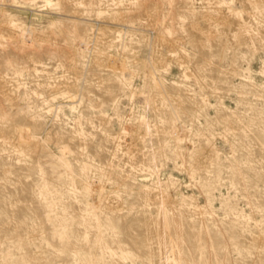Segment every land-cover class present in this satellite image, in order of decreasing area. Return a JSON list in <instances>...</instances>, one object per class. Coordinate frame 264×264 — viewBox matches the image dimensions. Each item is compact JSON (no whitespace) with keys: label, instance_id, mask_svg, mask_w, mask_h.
I'll list each match as a JSON object with an SVG mask.
<instances>
[{"label":"rangeland","instance_id":"1","mask_svg":"<svg viewBox=\"0 0 264 264\" xmlns=\"http://www.w3.org/2000/svg\"><path fill=\"white\" fill-rule=\"evenodd\" d=\"M0 264H264V0H0Z\"/></svg>","mask_w":264,"mask_h":264},{"label":"bare ground","instance_id":"2","mask_svg":"<svg viewBox=\"0 0 264 264\" xmlns=\"http://www.w3.org/2000/svg\"><path fill=\"white\" fill-rule=\"evenodd\" d=\"M51 6H52V1H46L45 7H51ZM13 29L15 30L16 37L20 39L24 44H27L33 40L34 30L30 23L25 24L24 26L13 24ZM146 180L147 179H145L144 181ZM87 189L97 199H102L104 197L103 195L105 193L104 192L105 189L103 187V181L101 178H95L94 181H89Z\"/></svg>","mask_w":264,"mask_h":264}]
</instances>
